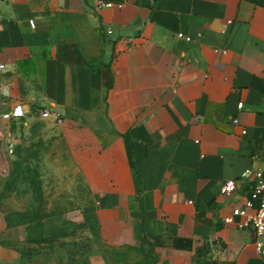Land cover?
<instances>
[{
  "label": "crops",
  "instance_id": "obj_1",
  "mask_svg": "<svg viewBox=\"0 0 264 264\" xmlns=\"http://www.w3.org/2000/svg\"><path fill=\"white\" fill-rule=\"evenodd\" d=\"M0 16V125L19 105L57 125L36 113L55 112L90 195L78 215L10 223L30 195H3L0 142V264H108L125 250L264 264L251 228L222 223L244 188L220 196L264 174V0H0ZM78 233L82 254L66 241Z\"/></svg>",
  "mask_w": 264,
  "mask_h": 264
},
{
  "label": "rangeland",
  "instance_id": "obj_2",
  "mask_svg": "<svg viewBox=\"0 0 264 264\" xmlns=\"http://www.w3.org/2000/svg\"><path fill=\"white\" fill-rule=\"evenodd\" d=\"M3 124L9 129L8 140L13 147V153L4 159L3 195L11 201L12 197L30 195L28 209L23 213L8 211L7 220L17 224L80 214L90 195L76 167L70 163L67 141L57 127L59 124L37 118ZM66 241L73 245V251L85 252L86 240L81 233ZM106 259L108 264H150L133 250L109 252Z\"/></svg>",
  "mask_w": 264,
  "mask_h": 264
},
{
  "label": "built area",
  "instance_id": "obj_3",
  "mask_svg": "<svg viewBox=\"0 0 264 264\" xmlns=\"http://www.w3.org/2000/svg\"><path fill=\"white\" fill-rule=\"evenodd\" d=\"M103 7L111 6L110 4H102ZM1 27V16H0ZM31 27L33 24L31 23ZM110 30L107 34H111ZM0 69H4V66L0 65ZM1 92V87H0ZM243 103L238 104V110H242ZM41 119L54 118L56 123H62L60 117L53 111H38L36 112ZM26 118V113L23 111L22 106H16L11 112L3 114L1 119L8 123L12 120H19ZM233 124L238 125V120L233 119ZM9 129L5 124L0 125V142L6 144L8 154L13 153V147L8 140ZM246 131H242V135H245ZM244 188L242 192V206L233 208L231 214L223 218L222 223L225 226L233 225L237 229L251 228L255 238L256 249L264 254V246L260 242V238L264 235V174L259 169L246 170L241 173L238 179L226 181L221 190L220 196L222 198L233 197L239 189Z\"/></svg>",
  "mask_w": 264,
  "mask_h": 264
}]
</instances>
